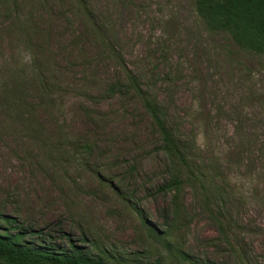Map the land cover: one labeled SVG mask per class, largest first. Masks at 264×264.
Masks as SVG:
<instances>
[{
  "label": "rangeland",
  "instance_id": "rangeland-1",
  "mask_svg": "<svg viewBox=\"0 0 264 264\" xmlns=\"http://www.w3.org/2000/svg\"><path fill=\"white\" fill-rule=\"evenodd\" d=\"M193 1L0 0V215L129 264H264V56L209 33Z\"/></svg>",
  "mask_w": 264,
  "mask_h": 264
},
{
  "label": "trees",
  "instance_id": "trees-1",
  "mask_svg": "<svg viewBox=\"0 0 264 264\" xmlns=\"http://www.w3.org/2000/svg\"><path fill=\"white\" fill-rule=\"evenodd\" d=\"M193 4L197 17L209 33L222 34L239 49L264 56V0H194ZM126 80L152 121L164 157L185 165L179 143L166 126L164 114L156 100L139 89L134 77L127 71ZM184 179L183 175L174 171L170 181L161 188L163 192L172 193V212L179 209ZM133 209L145 233L162 242L166 231H158L146 221L140 210ZM0 223V264H129L122 254H116L111 249L92 254L83 247H77L69 235H61L67 246L56 244L50 233L42 235V231L33 230L10 216L0 215ZM81 240L85 241L83 237ZM181 259L189 264H197L184 253Z\"/></svg>",
  "mask_w": 264,
  "mask_h": 264
},
{
  "label": "clouds",
  "instance_id": "clouds-1",
  "mask_svg": "<svg viewBox=\"0 0 264 264\" xmlns=\"http://www.w3.org/2000/svg\"><path fill=\"white\" fill-rule=\"evenodd\" d=\"M23 63H26V64H28L29 66L31 65V63H32V56H31V53H27V54L25 55V58H24Z\"/></svg>",
  "mask_w": 264,
  "mask_h": 264
}]
</instances>
